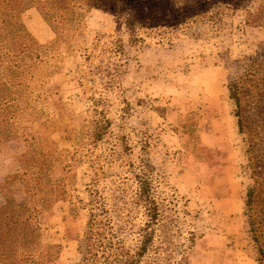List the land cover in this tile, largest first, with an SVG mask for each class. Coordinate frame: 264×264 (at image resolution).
Returning <instances> with one entry per match:
<instances>
[{
    "label": "rangeland",
    "instance_id": "obj_1",
    "mask_svg": "<svg viewBox=\"0 0 264 264\" xmlns=\"http://www.w3.org/2000/svg\"><path fill=\"white\" fill-rule=\"evenodd\" d=\"M259 3H30L7 26L17 39L0 48V80L5 77L14 95L0 105L6 138L0 141V183L8 169L17 166L12 175L19 170L23 139L56 146L59 166L51 175L62 177L61 166L69 165L74 195L86 201L87 188L95 186L116 222L132 208L136 175L146 169L160 207L159 264H256L242 211L247 188H264V174L251 173L256 161L260 170L261 150L237 132L227 84L264 52V30L245 21ZM132 20L138 21L133 41L126 28ZM20 32L30 40L18 39ZM17 44L26 48L20 52ZM263 77L257 74L259 86ZM15 180L23 185L14 192L31 205L29 183ZM8 190L3 194L18 204ZM51 205L42 214L41 240L61 244V264H82L86 207L74 203L70 212L65 199ZM134 216L132 227L140 211ZM188 237L193 245L186 259Z\"/></svg>",
    "mask_w": 264,
    "mask_h": 264
},
{
    "label": "trees",
    "instance_id": "obj_2",
    "mask_svg": "<svg viewBox=\"0 0 264 264\" xmlns=\"http://www.w3.org/2000/svg\"><path fill=\"white\" fill-rule=\"evenodd\" d=\"M30 3L47 8L45 0H0V48L17 39L12 36L7 26L9 21ZM199 17L203 18L202 15ZM196 18L198 17L194 19ZM245 21L261 26L264 30V0H260L253 13H247ZM136 22L132 20L126 27L132 41ZM17 35L18 39L30 40L26 32ZM261 45L264 47V42ZM17 46L20 52L26 48V45ZM263 53L261 58L248 61L242 74L229 80L227 84L228 95L234 106L233 116L237 132L243 135L251 149L261 150L260 170L255 171L258 161L251 166L252 175L256 172L258 177L264 174V77L260 86L257 79L259 72L264 73ZM248 82V85H244ZM7 86L12 87L4 77L3 81L0 80V105L14 97L13 93H8ZM252 87L255 88L254 91H251ZM92 124L95 130L101 128L98 121H93ZM1 135L2 130L0 141L5 140ZM23 141L25 148L16 156L19 170L11 175V180L20 179L29 183L33 203L19 205L9 193L3 194L4 201L0 205V264H61V244L44 243L41 240L40 224L45 217L42 214L50 209L51 204L63 199L69 202L70 212L74 210V203H78L82 208L86 207V220L79 239L84 250L82 264H159L160 240L156 229L160 207L155 197L150 171L142 169L136 175L137 186L131 200L133 209L128 206L125 213H119L115 222L104 196L98 193L95 186L87 188L86 201H81L74 195V174L71 173L69 165L61 166L62 177L54 178L51 175L52 168L59 166L55 154L56 146L45 147L34 142L27 143L26 139ZM259 189L260 193H256L258 187L247 188L242 215L245 231L255 247L254 261L256 264H264V188ZM44 193H47L46 197L42 196ZM131 210L140 211L141 215L134 227L131 222L136 211L132 213ZM186 244L187 251L182 257L187 259L193 240L188 237ZM185 264H188L187 260Z\"/></svg>",
    "mask_w": 264,
    "mask_h": 264
},
{
    "label": "crops",
    "instance_id": "obj_3",
    "mask_svg": "<svg viewBox=\"0 0 264 264\" xmlns=\"http://www.w3.org/2000/svg\"><path fill=\"white\" fill-rule=\"evenodd\" d=\"M14 154H17V152L16 153H14ZM11 167V166H10ZM17 167V166H16ZM15 166H14V169L13 168H10V169H8L7 170V174H6V176H4V177H6V180H5V182H2V183H0V196H2V194H3V192L5 191V190H7V189H9V190H11L13 193H15L14 192V190H13V188H14V186H21V185H23V182H21V181H19V180H15V181H13V180H11V175H12V173H14L16 170H17V168H16ZM0 177H2L1 175H0ZM8 190V191H9ZM15 194H17L18 195V193H15ZM15 197V200L17 201V203L18 204H29L30 203V201H27V200H25V199H23V198H21L19 195L18 196H14ZM27 199V198H26Z\"/></svg>",
    "mask_w": 264,
    "mask_h": 264
}]
</instances>
